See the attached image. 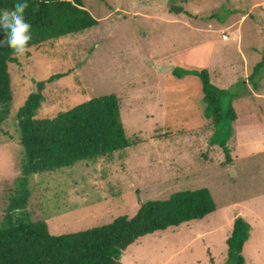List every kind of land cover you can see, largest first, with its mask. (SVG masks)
<instances>
[{
    "label": "rangeland",
    "instance_id": "obj_1",
    "mask_svg": "<svg viewBox=\"0 0 264 264\" xmlns=\"http://www.w3.org/2000/svg\"><path fill=\"white\" fill-rule=\"evenodd\" d=\"M83 4L97 26L29 48L9 64L14 100L0 129V225L24 157L17 113L37 83L56 77L46 83L38 119L116 94L131 144L110 158L30 177L21 213L63 235L134 217L148 201L208 188L215 212L140 238L119 264H231L227 240L238 217L251 226L245 264H264V0ZM177 71H207L213 85L231 92L238 119L227 144L230 162L211 144L215 129L200 77Z\"/></svg>",
    "mask_w": 264,
    "mask_h": 264
},
{
    "label": "trees",
    "instance_id": "obj_2",
    "mask_svg": "<svg viewBox=\"0 0 264 264\" xmlns=\"http://www.w3.org/2000/svg\"><path fill=\"white\" fill-rule=\"evenodd\" d=\"M194 3L196 0H188ZM22 0H0V15L13 10ZM29 8L25 19L31 24L28 48L81 34L98 25L85 9L83 0H26ZM201 2V0H197ZM38 6L39 10L34 11ZM176 13L183 7H172ZM7 34L0 26V41ZM17 56L7 46H0V129L11 115L13 91L9 64L17 63ZM260 63L255 73L261 69ZM193 74L202 81L206 118L212 121L214 133L211 144L220 146L227 161L231 150L227 144L232 137L231 124L238 119L229 90L212 84L207 71ZM62 77L58 75L57 78ZM37 83L17 113L20 144L24 151L19 189L10 195L7 215L0 225V264H119L122 254L140 238L201 220L215 212L216 204L208 188L178 192L167 200L144 203L134 217H119L113 222L77 233L52 235L44 220L33 221L26 209L31 191L30 177L72 167L82 161L96 162L110 158L130 147V140L121 117V105L116 94L92 98L67 112L50 119H38L37 112L45 99L46 83ZM251 226L238 217L227 240L231 264H245L243 250L250 236Z\"/></svg>",
    "mask_w": 264,
    "mask_h": 264
},
{
    "label": "clouds",
    "instance_id": "obj_3",
    "mask_svg": "<svg viewBox=\"0 0 264 264\" xmlns=\"http://www.w3.org/2000/svg\"><path fill=\"white\" fill-rule=\"evenodd\" d=\"M29 8L26 0L16 3L13 10H4L0 15V26L7 34L5 41H0V46L7 45L15 56H23L28 50L29 41L32 39L31 24L25 19V12ZM38 6L34 11H38Z\"/></svg>",
    "mask_w": 264,
    "mask_h": 264
},
{
    "label": "built area",
    "instance_id": "obj_4",
    "mask_svg": "<svg viewBox=\"0 0 264 264\" xmlns=\"http://www.w3.org/2000/svg\"><path fill=\"white\" fill-rule=\"evenodd\" d=\"M223 37H224V39H228V36L227 35H224Z\"/></svg>",
    "mask_w": 264,
    "mask_h": 264
}]
</instances>
